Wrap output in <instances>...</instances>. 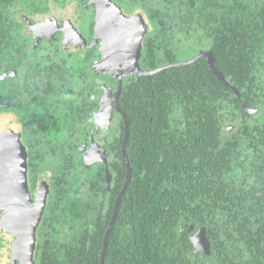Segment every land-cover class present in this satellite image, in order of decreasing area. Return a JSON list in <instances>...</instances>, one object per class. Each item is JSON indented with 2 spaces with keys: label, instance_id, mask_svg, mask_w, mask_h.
<instances>
[{
  "label": "trees",
  "instance_id": "1",
  "mask_svg": "<svg viewBox=\"0 0 264 264\" xmlns=\"http://www.w3.org/2000/svg\"><path fill=\"white\" fill-rule=\"evenodd\" d=\"M55 1L0 0V70L27 54L22 53L26 42L21 17L48 10L49 2ZM122 2L128 14L135 7L143 11L151 26L138 61L142 70L189 59L200 50L212 51L222 76L248 108L263 113L264 120V0ZM40 65L41 61L33 64V74ZM63 66L57 62L48 68L63 76ZM32 82L29 78L28 84ZM28 84L18 102L24 124L28 111L38 108L31 115L37 116L33 146L39 150V164L35 165L42 169L44 145L58 149L60 158L54 160L63 179L72 178L81 166L82 181L91 182L95 174L91 184L102 190L103 174L86 167L85 159H69L67 142L56 134L60 123L51 120L52 103L46 98L56 88L49 84L43 96L28 92ZM72 88L81 101L86 99H81L83 88ZM10 90L0 91L15 99L17 92ZM89 97L94 102L95 93ZM118 103L128 119L125 154L130 180L107 237L104 264H264V132L231 87L214 75L208 57L148 75L126 76ZM41 113L48 119L43 120ZM117 113L120 119L108 142L114 173L111 196L97 204L91 194L64 195L63 262H59L57 238L50 236L60 235L51 230L58 224V207L50 206L41 224V235L51 243L40 256L42 264H100L114 200L126 175L121 153L124 119ZM30 123L28 116L26 124ZM228 123L237 127L230 132ZM69 146L75 148L73 143ZM197 231L209 237V253H194L187 246L188 235Z\"/></svg>",
  "mask_w": 264,
  "mask_h": 264
},
{
  "label": "flooded vegetation",
  "instance_id": "2",
  "mask_svg": "<svg viewBox=\"0 0 264 264\" xmlns=\"http://www.w3.org/2000/svg\"><path fill=\"white\" fill-rule=\"evenodd\" d=\"M56 1L49 2L48 10L35 11L21 23V25H23L22 34L24 35V41L26 42L24 49H22V53L23 50L26 51L27 54L30 55L32 61L24 59L23 57V59L19 61L15 60L8 65V67L5 66L0 70V72H2L0 73V83H8L6 91L14 88L17 92L14 97L15 99L12 97L7 98L3 93L4 90L0 87V90L3 91H0V114L12 116L14 124L19 127L17 130L11 128L10 132L15 134L14 139L17 140L18 145L23 151L25 159L24 165L26 166V191L24 194L20 196L14 192L11 193L8 198L0 194V200L2 201V205L0 204V264H42L40 256L45 253L44 250H46L48 246H51V243L47 244V235H41V224L49 213V207L57 206V214L59 215L58 224L56 227H52L51 230L63 231L64 195H75L76 193V197L86 198L91 194L97 204L106 197L110 198L111 196L114 173L110 168L112 155L108 149V142L113 134V119L111 118L108 122H103L97 127L92 125H94L98 112L103 109L101 103H103L106 110L108 106L112 109L114 92L118 85V77L106 73L105 70L104 72H98L96 69L98 66L97 63L102 60L100 43L102 39L101 37H97L96 40L94 39L96 33V3L91 0ZM112 1L119 5L120 9L126 12L125 14L131 13L126 9L122 0ZM138 11L141 10L137 9L136 12ZM50 12L58 15L60 19H48L50 21H44L45 23L38 20L40 17L44 18V16H47ZM133 12L134 10L132 13ZM64 17H68L69 19L72 17L71 21L74 24H72V26L75 27L77 34H80L84 39L83 43H80V40L73 32L72 35L69 36L70 39L66 37V27L68 26V23L64 20ZM27 19L30 20V23L32 24L39 23L42 25V34L38 40H36L35 36L31 35V32L28 34L26 33L25 20ZM144 37L145 35L143 36V40ZM75 44H79L80 47ZM23 61H25L24 65L21 63ZM37 61H41L42 65L37 67L38 70L33 74L35 70L33 64ZM57 62H62L64 64L63 68H65L66 73H64L63 76H57L50 70V68H48L52 64H57ZM8 69L11 73L8 72ZM80 72H83V75H81ZM3 74L5 77L2 76ZM125 77L126 76L123 78ZM29 78L31 79V82L33 81L34 83L32 82V84L29 85ZM48 81H50L49 84L56 88L52 93L47 94L46 97L47 100L52 103L50 108V113H53L51 114V120H57L58 123H60L59 126L61 131L60 133L56 132V134L57 136H60L61 140L67 142L64 149L68 158L73 160H84V153L88 150L92 141L98 144L100 149L105 152L106 160L104 162L97 161V159L96 161L89 163V166H86H92L95 169L97 168V171L95 172L96 174L99 172L103 174L105 182H102V185H104L102 186V190L105 189V193H102V190L99 189L98 185L91 184L92 181L94 183L96 180L95 174L90 177V179L93 177L91 182L90 180L82 181L78 170L73 172L72 178L67 180L63 179L62 174H58L56 171L57 164L54 160L60 158L58 149L53 150L48 148L47 145H44L41 150L43 155L40 158L42 169H39V165H35L39 164L36 161V159H38L37 156L39 155L37 151L39 150L36 146H33L38 137L35 136L33 132L37 116L34 119L31 115L34 111L37 112L38 108L37 106H34L32 110L28 111L24 124V120L20 114L18 95L25 92V85L28 84L29 86L26 87L28 92L36 93V91H39L41 95L46 96V91L48 89L47 86H49ZM77 85L80 89L83 88L84 94L81 99L86 98L85 100L83 99V101L80 100L81 95L76 92V89L72 88L73 90H70V86ZM58 86L60 87L58 88ZM90 93H95L96 98L94 99V102H90L92 101L89 97ZM82 104L83 107H80ZM250 110L251 112H249V114L251 115V118L256 122H259L264 132V120L262 119L263 113L257 108H252ZM112 114L119 115L116 109L112 111ZM28 116L31 121L30 124H26ZM40 117L43 120L45 118L48 119V114L41 113ZM1 126L4 125L0 123V127ZM91 127L95 128L96 131L90 133ZM39 136L42 137V135ZM3 140L4 139H1L0 142ZM12 142L9 143L10 147L7 148V151H4V149L1 148V157L5 156V154L8 156L10 150L15 155L14 144L16 143L14 140H12ZM69 143H73L75 148L72 149L69 146ZM84 143L85 146L82 149V144ZM262 150H264V148ZM47 158L50 159L47 162L51 164V167L48 164L45 166ZM1 170L2 168H0V172ZM119 193L120 192L118 191L117 195H119ZM117 195L116 197H118ZM115 201L116 200H114V202ZM36 206L41 208V214L40 219L35 226L34 235H32V225L29 224V226H27L25 222L22 224V221H20V223L23 225V230L18 226H12L11 231H8V235L5 232L2 234L1 230L5 227L4 224L6 223V220L11 222V218L9 219V213L13 218V212L16 207L18 212L15 217L18 218L19 216V220H24L32 216V213L34 212L33 209H36ZM7 207H9V211ZM7 211L8 219H5ZM13 219L15 220V218ZM20 223H18V225H20ZM192 233L191 235H188L187 238L194 234ZM50 236L51 238H57L56 250L59 254V262H63L62 245L64 243V235ZM210 248H212L211 242ZM193 252L206 253L201 250H193ZM6 253L9 254V259L4 258L7 255Z\"/></svg>",
  "mask_w": 264,
  "mask_h": 264
},
{
  "label": "water",
  "instance_id": "3",
  "mask_svg": "<svg viewBox=\"0 0 264 264\" xmlns=\"http://www.w3.org/2000/svg\"><path fill=\"white\" fill-rule=\"evenodd\" d=\"M105 2L106 0L95 1L97 5V11H96V24H95L96 33L94 39L96 40L97 37L99 36L102 37V40L100 41L102 60L99 61L97 65L98 66L101 65V67L103 68L106 67L105 69L106 73H110L118 77V85L114 92V98H113L114 100H113L112 108L119 111L124 119V137L121 144V153L126 167V173H125L126 175L120 193L116 198L112 217L105 231V236L103 239V247L101 250L100 264H104L103 258H104V250H105L107 237L115 221L121 196L126 190L128 182L130 180V165L128 163V159L125 154V144L128 137V119L127 116L122 112L118 103V95L122 85V78L127 75L152 74L164 68L170 66L185 65L194 62L197 58L201 56H206L209 59L210 68L214 73V75L218 78V80L221 81L224 85L231 87V89L235 92L239 102L244 107V109L248 112H251L250 108H248L245 105V103L242 101L239 91L232 84H230L218 70L216 66V58L212 51L200 50L196 55L190 57L189 59L183 61H175L167 65H164L162 67L156 68L154 70H142L138 64V59L140 56V49H141L139 41L143 37V35L147 32L148 23L141 22L142 25L140 26L138 25L137 30L135 32H132L133 28L130 26V23L128 21V17L130 16L125 13H122V10L119 7L117 8L114 4H112L111 0H107V2L106 3ZM107 3L112 6L111 9H109ZM122 28H127L131 34L127 33L126 30ZM134 34L137 36H134ZM80 37L84 41L81 35ZM114 67L116 68L121 67L123 68V71L118 73L114 69ZM101 107L105 109L103 103H101ZM109 108L110 106L107 107V111ZM113 109L110 108L109 112H111ZM0 143L2 145V141ZM95 145L96 146L94 145L91 146L90 149L86 150V152L84 153V159L87 163L93 162L95 156H97L96 159H101L102 157L103 150L100 149V146L98 144L95 143ZM9 146L10 144L8 145V147ZM97 154H100L101 156H98ZM14 158L16 157L14 156L13 152L10 150V153L8 154V159L2 164H0V168H2L0 172V191L7 198L11 193L16 192L18 195L22 196L26 191L25 190L26 177H25V172H23L22 169V163ZM15 161L18 162L17 164L19 167L15 166L16 164ZM11 169H17L19 170V172L17 173V175L13 176L11 173H9L11 172L10 171ZM40 214H41V208L38 212L37 211L35 212V210L33 212V218H32L33 221L31 222L32 235H34L35 226L40 219ZM186 244L191 249V251L201 250V251H205L206 253H209L211 251L210 241L208 239L207 234L204 231L195 232L192 236L187 238Z\"/></svg>",
  "mask_w": 264,
  "mask_h": 264
},
{
  "label": "rangeland",
  "instance_id": "4",
  "mask_svg": "<svg viewBox=\"0 0 264 264\" xmlns=\"http://www.w3.org/2000/svg\"><path fill=\"white\" fill-rule=\"evenodd\" d=\"M91 1H96V0H91ZM105 1V0H104ZM106 2H107V0H106ZM105 2V3H106ZM111 2L112 3H114L112 0H111ZM108 4V3H107ZM114 5L118 8L119 7V5H117L116 3H114ZM108 7H109V9H111V5H109L108 4ZM120 8V7H119ZM137 8L138 7H136V9L134 10V12H133V14H127V15H129L130 17H128V21H129V23H130V26L133 28L132 29V32H135L136 30H137V26L139 25H142V23H145V22H147L148 23V30H147V32L144 34V35H147L148 34V32L150 31V24H149V22H148V17H146V15H145V13L143 12V11H138V12H136L137 11ZM122 10V9H121ZM112 11V10H111ZM113 12V11H112ZM122 13H126L125 11H123L122 10ZM134 15V16H133ZM137 15V16H136ZM60 19V17L58 16V15H56V14H53L52 12H50L47 16H44V18H42V17H40L38 20L39 21H41V22H43V23H45L44 21H46V22H49L51 19ZM21 19H26V18H23V17H21ZM48 19H50V20H48ZM71 19H72V17H70V19L68 18V17H64V20L65 21H67V27H66V33H67V36L66 37H68V39H70L69 38V36H71L72 35V32L76 35V37L80 40V43H83V40L81 39V37H80V35L79 34H77V32H76V30H75V27L74 26H72V24H73V22L71 21ZM70 22V23H69ZM142 22V23H141ZM25 24H26V31H27V34L29 33V32H31V35H33V36H35L36 37V40H38L39 38H40V35L42 34V32H41V30H42V25L41 24H39V23H34V24H32V23H30V20H25ZM70 24V25H69ZM74 25V24H73ZM74 27V28H73ZM122 29H124V30H126V32L127 33H129V34H131L130 33V31L127 29V28H122ZM143 35V36H144ZM134 36H137V35H135L134 34ZM99 38H100V36H99ZM133 38V37H132ZM101 39H102V37H101ZM142 41H143V37L140 39V41H139V43H140V56H139V59H140V57H141V53H142ZM76 46L78 45L79 46V44H75ZM80 47V46H79ZM78 47V48H79ZM24 59H29L30 61H32V59H31V57H30V55L29 54H26L25 56H24ZM139 59H138V61H139ZM25 61H23V62H21L23 65L25 64L24 63ZM8 67V66H7ZM105 69H106V67H104ZM103 67H101V65H99V66H97V70H98V72H104V69ZM114 69L119 73V72H121V71H123V68H116V67H114ZM8 72L9 73H11V71L8 69ZM0 73H2V72H0ZM2 76H4V74L2 75ZM6 76H7V74H6ZM5 77V76H4ZM0 87L3 89V90H7V88H8V83L7 84H4V83H0ZM113 109V108H112ZM114 110V109H113ZM112 110V111H113ZM112 111L111 112H108L106 109H101L99 112H98V116L96 117V119H95V122H94V125H92V126H94V127H97L99 124H101V123H103V122H108L111 118L113 119V122H112V126L113 127H115V125H116V123L117 122H119V119H120V117H119V115H117V114H112ZM0 123H2V125H4V126H1L0 127V140L1 139H4L3 141H2V145H1V147H0V151H1V148H3L4 149V151H7V148H9L8 147V145H9V143L10 142H12V140H14V142L16 143V144H14V153H15V157L16 158H14V159H16V160H18V161H20L21 163H22V169H23V172H25V168H26V166L24 165V161H25V159H24V154H23V151L21 150V148H20V146L18 145V143H17V140H15L14 138H15V134L13 133V132H10V129L12 128V129H14V130H17L19 127L17 126V125H15L14 124V120H13V117L12 116H10V115H6V114H0ZM226 126H227V129H228V131H232V129L233 128H236L237 127V124H235V123H228V124H226ZM91 130H90V133H92V132H95L96 130H95V128H93V127H91L90 128ZM13 143V142H12ZM96 146L95 145V143H94V141H92V143H91V145H90V147L91 146ZM84 146H85V143L84 144H82V149L84 148ZM90 147L88 148V149H90ZM2 152V151H1ZM98 156H101L100 154H97ZM94 157V156H93ZM97 156H95L94 157V161H96L97 159ZM8 159V156L5 154V156H0V164H2L3 162H5L6 160ZM89 159V158H88ZM93 159V158H92ZM48 160H50L49 158H47L46 159V161H48ZM106 160V158H105V152L103 151V153H102V157H101V159H98L97 161H102V162H104ZM15 166H18V162H16L15 161ZM19 167V166H18ZM83 170V169H82ZM81 170V166L79 167V169H78V173H80V178H82V175H85V173H84V170L82 171ZM11 172H9V173H11L13 176L14 175H17V173L19 172V170H17V169H11L10 170ZM90 174L93 172V171H88ZM7 176H8V174H7ZM26 177V176H25ZM18 186V185H17ZM4 187H5V185H4ZM0 194L1 195H4V194H2V192L0 191ZM13 195V194H12ZM5 196V195H4ZM0 204L2 205V201L0 200ZM9 205V204H8ZM10 206V205H9ZM8 208V211H9V207H7ZM36 209H33V211L35 210V212L37 211H39L40 210V207H38V206H36L35 207ZM8 211L6 212V214H5V219H8L7 218V215H8ZM13 211V210H12ZM17 212H18V209H17V207L15 208V210H14V212H13V218H15V220L12 218V216H11V214L9 213V219L11 218V222H9L8 220H6V223L4 224L5 225V227L3 228V230H1V232H2V234H4V232L8 235V231L10 230L11 231V228H12V226H15V227H20V229L21 230H23L24 228H23V225H21V223H20V221H22V223L24 224V222L26 223V225L27 226H29V224H31V222L33 221V213H32V216H30L29 218H27V219H22V220H19V216H18V218L17 217H15V215H17ZM17 218V219H16ZM18 223H20V225H18ZM9 228V229H8ZM64 230V229H63ZM14 231V230H13ZM13 231H12V233H13ZM59 231V234L61 235V234H63L64 233V231H60V230H58ZM1 234V233H0ZM7 255L4 257L5 259H9V254L8 253H6Z\"/></svg>",
  "mask_w": 264,
  "mask_h": 264
}]
</instances>
